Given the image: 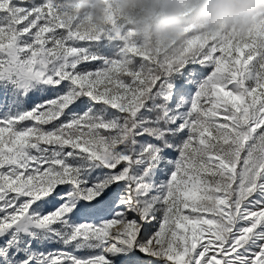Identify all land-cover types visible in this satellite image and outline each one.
Here are the masks:
<instances>
[{
  "label": "snow or ice",
  "instance_id": "6c2138e0",
  "mask_svg": "<svg viewBox=\"0 0 264 264\" xmlns=\"http://www.w3.org/2000/svg\"><path fill=\"white\" fill-rule=\"evenodd\" d=\"M72 0H0V264H264V14L144 43Z\"/></svg>",
  "mask_w": 264,
  "mask_h": 264
},
{
  "label": "rangeland",
  "instance_id": "374dc122",
  "mask_svg": "<svg viewBox=\"0 0 264 264\" xmlns=\"http://www.w3.org/2000/svg\"><path fill=\"white\" fill-rule=\"evenodd\" d=\"M180 11L171 28H162L169 17L167 0H72L68 5L72 13L79 14L86 24L101 25L109 13L127 21L140 39L151 45L170 46L186 33L215 32L227 26L238 32L245 24L256 27L257 17L264 10L254 13L241 12L231 16L211 19L204 7V0H177Z\"/></svg>",
  "mask_w": 264,
  "mask_h": 264
},
{
  "label": "clouds",
  "instance_id": "9594fccd",
  "mask_svg": "<svg viewBox=\"0 0 264 264\" xmlns=\"http://www.w3.org/2000/svg\"><path fill=\"white\" fill-rule=\"evenodd\" d=\"M169 17L163 23L162 28L173 26L176 14L180 11L177 0H167ZM204 7L210 14L211 19L221 16H231L241 12L254 13L264 10V0H204Z\"/></svg>",
  "mask_w": 264,
  "mask_h": 264
}]
</instances>
